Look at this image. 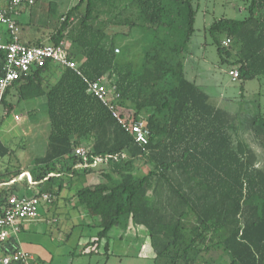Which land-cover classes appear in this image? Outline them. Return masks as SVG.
<instances>
[{"label": "trees", "instance_id": "1", "mask_svg": "<svg viewBox=\"0 0 264 264\" xmlns=\"http://www.w3.org/2000/svg\"><path fill=\"white\" fill-rule=\"evenodd\" d=\"M38 1L28 6L27 24L39 13ZM169 2L187 5L188 30H181L180 47L175 38L161 35ZM59 6L57 0L45 1L46 15L40 18V27H52L49 43L68 40V56L82 74L113 86L122 115L133 122L143 119L151 135L139 145L87 92L81 75L49 60L13 81L2 98L9 114L15 107L9 97H46L50 132L46 154L36 157L31 168H0V214L16 193L17 181L4 183L24 172L41 187L34 195L49 192L53 198L56 178L97 170L103 180L78 188L73 196L87 212L86 225L99 228L88 245L105 239L110 253L109 233L126 219L125 226L146 231L153 264H213L205 258L212 251L224 264H264V167L255 148L264 152V113L248 104L235 112L221 107L186 76L194 0H77L63 13L57 12ZM246 9L244 19L221 17L208 28L220 60L238 68L242 96L245 82L264 77V0H249ZM16 23L23 24L20 18ZM131 35L132 44L125 42ZM227 38L231 43L225 46ZM80 146L87 149L85 158L76 153ZM11 153L0 138V160ZM61 189L57 185L56 192ZM5 243L0 248L9 252Z\"/></svg>", "mask_w": 264, "mask_h": 264}, {"label": "rangeland", "instance_id": "2", "mask_svg": "<svg viewBox=\"0 0 264 264\" xmlns=\"http://www.w3.org/2000/svg\"><path fill=\"white\" fill-rule=\"evenodd\" d=\"M45 1L37 2L36 9L39 13L32 19V24H27L30 18L29 9L21 13L20 19L23 24L19 25L18 33L23 39L35 35L37 39L49 43L52 27H40L39 24L40 18L43 20L46 15ZM248 2L249 0H194V6L197 7L195 32L188 43L190 52L185 55V71L190 79L197 76V82L217 105L235 112L239 106L248 104L252 109L261 107L264 113V77L245 82V92L242 96L240 82L231 81L228 64L220 60L217 47L208 31L211 23L218 18L244 19L247 16ZM61 3L63 4L59 6L58 13L66 11L68 7L76 4L77 0H61ZM168 4L164 20L167 25L161 28V35L166 39L175 38L180 47L183 38L181 30L185 28V34L188 30L187 22L185 26L187 5L170 2ZM124 41L132 44L133 36L125 37ZM69 44L68 40L63 42L65 47ZM134 46L139 45L135 42ZM50 80H53V76ZM8 100L16 106L7 114L6 108L0 105V138L11 147L13 155L2 159L1 168L5 169L7 166L15 168L18 164L23 168H31L34 165V158L44 155L50 131L45 97L21 100L18 105L17 95L9 97ZM32 108L34 110L31 113L29 110ZM255 148L260 166L264 167V152L256 144ZM96 165L97 163L94 167H97ZM21 175L14 180L17 181V185H24L25 180L33 181L30 174L24 172ZM75 186L78 187L77 184ZM63 212V215L55 219L56 222L57 219L63 220L62 222L58 220L57 227L54 224L49 227V223L41 220L42 222L31 224L21 233L19 237L22 243L26 244L24 248L28 252L42 256L47 263L50 262L48 264H153V258L149 257L151 245L148 237L142 255H139L141 245L146 240L144 234L147 235L143 227L132 224L125 226L127 221L123 219L122 225L113 227L109 233L110 253L106 254L105 239L96 247L87 244L90 239L95 238L99 230L98 227L86 225L90 223L88 217L84 220L83 216H78L75 212ZM53 214V210H50V213L44 208L39 210L40 218L45 219ZM91 219L96 221L95 218ZM205 258L213 264H224L221 255L216 251L210 252ZM211 258H215L214 261ZM198 264L204 263L199 261Z\"/></svg>", "mask_w": 264, "mask_h": 264}, {"label": "built area", "instance_id": "3", "mask_svg": "<svg viewBox=\"0 0 264 264\" xmlns=\"http://www.w3.org/2000/svg\"><path fill=\"white\" fill-rule=\"evenodd\" d=\"M35 0H4L0 3V24L5 26L7 36L0 33V52L4 53V74L0 77V105L6 89L13 81L21 79L34 68L44 66L49 60L75 70L83 77L87 84V92L96 96L112 112V115L130 132L139 145H146L149 135L145 123L139 121H128L121 113L119 105L120 94L110 86L106 80H93L82 74L78 63L70 59L67 48L64 45L44 43L40 45H29L20 41L18 36L17 15L20 11L34 3ZM231 43L227 38L223 41L225 46ZM119 52V49H115ZM233 81L239 79L237 67L228 70ZM76 153L83 158L87 155V149L80 146ZM6 182L4 184H10ZM1 185V183H0ZM51 193L42 192L38 195L27 196L12 194L8 197L3 211L0 214V244H4L12 234L20 230V223L25 219H34L39 215L43 204L52 202ZM0 264H44L34 254L26 250H16L4 253L0 256Z\"/></svg>", "mask_w": 264, "mask_h": 264}, {"label": "crops", "instance_id": "4", "mask_svg": "<svg viewBox=\"0 0 264 264\" xmlns=\"http://www.w3.org/2000/svg\"><path fill=\"white\" fill-rule=\"evenodd\" d=\"M57 1L59 2V5L63 4V3H61V0H57ZM0 3L3 4L4 0H0ZM27 9H29V7H26L24 9H22L20 11V13L16 17L20 18L21 13H23ZM18 31H19V25H18ZM0 33L3 34V36H7V34H8L5 26H3L1 24H0ZM18 36H19L20 41L23 42V43H28V42H33V41L38 40L37 39L38 37H35V35L34 36H29V37L26 36L24 39L19 35V33H18ZM188 52H190L189 49H188L187 53ZM185 65H186V56L184 57V68H185ZM229 68H231V67L228 65V70H229ZM185 73H186V71H185ZM186 76H187V74H186ZM229 77H230V75H229ZM230 79H231V77H230ZM54 80H55V77H53L52 81H54ZM191 80H194L203 89V87L197 82V76L193 77ZM231 81H233V80L231 79ZM244 92H245V84H244ZM243 95H244V93H243ZM20 103H21V101H19L17 103V105L20 104ZM45 103H47L46 97H45ZM33 110H34V108L29 110V112H31ZM141 121H143L145 123V121L143 119H141ZM47 143H48V140H47L46 145H45L46 147H45L44 155L46 154V151H47ZM10 149H11V147H10ZM12 155H13V150H12V153L8 157H10V156L12 157ZM44 155H40V156H37V157H42ZM35 159H36V157L34 158V161H35ZM1 161H2V159L0 160V168H1ZM18 166H20V165L18 164ZM25 173L30 174L29 172H25ZM52 174L54 175L56 173H52ZM30 176H31V174H30ZM102 180L103 179H102L101 175L99 174V172L97 170H95V171H93V172H91L89 174H83V175H68V174H66L62 181L59 180L58 178H56L55 181L52 182V183H54V186H53V189H52V192L54 193V197H53L52 202H50L48 204H43L42 207H41L42 209L44 208V210L47 211L48 213H50V210H53L54 214L52 216H47V218H45V219L44 218H40L39 215H38L34 219H25V220H23L20 223L19 232L16 233V234H12L10 236V238L7 240V242L5 243V244H7L6 245L7 246L6 249H8V247H9V248H11V250H9V252H5V248L4 249L0 248V256L2 254H4V253H10V252L15 251V250H21L22 249V250L28 251L27 249L24 248L26 244L22 243V240H21V238L19 236L21 235L22 232H25L26 228L30 227V225L33 224V223H36V222L39 223L41 220H45L47 223H49V225H50L49 227H52L53 224H54V226L57 227L59 219H57V222L55 221V219L58 218L59 216L63 215V213H64L63 211H65V213H69L70 211L75 212V214H77L78 216H83L84 220H86L87 219V212L82 207H77L76 201L73 200L74 193L76 192V190L78 188H80L82 186L95 185V184L101 182ZM118 180H119V177L118 176H114V182H117ZM29 181L25 180L24 181L25 184L21 185V186L17 185V183H16L15 184L16 193H18V194H21V193L25 194L26 193L27 195H34L35 193H37L41 189L39 184L38 185H34L35 184L34 181H32V182L31 181L29 182ZM60 184L62 186V189L60 191L56 192L57 185H60ZM75 184L78 185L77 188H76ZM2 185L3 184H1L0 187ZM49 204H51L53 206L51 207ZM59 221L62 222L63 220L61 219ZM117 227H119V226H117ZM144 235H145V239L146 240H145L144 244L141 245V249H140L139 255H142L143 247L147 243V235L146 234H144ZM36 257L41 262H43L44 264L50 263V262L47 263V261L42 256H36ZM149 257H151V258L154 257V252L152 251V248H151V254L149 255Z\"/></svg>", "mask_w": 264, "mask_h": 264}, {"label": "water", "instance_id": "5", "mask_svg": "<svg viewBox=\"0 0 264 264\" xmlns=\"http://www.w3.org/2000/svg\"><path fill=\"white\" fill-rule=\"evenodd\" d=\"M148 135H151V132H148Z\"/></svg>", "mask_w": 264, "mask_h": 264}]
</instances>
